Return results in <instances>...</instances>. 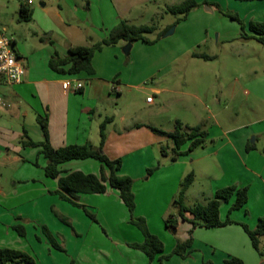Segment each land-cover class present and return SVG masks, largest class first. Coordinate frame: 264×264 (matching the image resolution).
<instances>
[{
	"label": "crops",
	"instance_id": "obj_1",
	"mask_svg": "<svg viewBox=\"0 0 264 264\" xmlns=\"http://www.w3.org/2000/svg\"><path fill=\"white\" fill-rule=\"evenodd\" d=\"M183 1L57 0L56 8L50 6L48 9H40L46 17L45 23L34 22L30 28L17 25L20 29L16 28L12 35L13 49L25 68V74L17 84L0 81V94L10 105L0 109V248L22 250L20 246L14 248L12 245L21 243L12 230L15 226H22L27 235L29 226L36 222L33 213L35 202L41 199L38 193L46 196V189L58 186V180L47 177L44 172L47 160L41 159L40 148L21 144L27 139L35 142L44 140L40 119H47L50 144L54 148H60L86 144L99 146L100 125L106 118H112L106 128L107 138L103 147L104 153L111 160L119 159L125 152L130 155V151L150 149L152 145L162 142H166L169 153L174 148L173 140L151 128L171 133L175 129V123L179 121L185 129L205 127L204 131L207 133L206 143L198 147L204 150L186 154L190 144L187 141L179 150L182 155L178 160L173 162L169 156L164 157L172 163L171 168H175L176 177H179H175L172 188L179 185L189 172L194 173V182L186 193L185 204L192 206L205 203L214 197L217 190L234 185L247 189L248 201L245 207L247 204L257 205V211L251 217H246L247 211L245 215H232L245 207L231 213L223 212L225 206L222 204L228 203L223 202L220 206V219L226 220L229 215L233 223L225 227L195 228L192 231L191 254L187 258L172 255L163 264H224L228 257L239 258L244 264L263 263L258 259L243 226L247 225L250 230H254L259 219L264 217V146H257V137L254 142H250L251 135L261 134L264 137V118L258 120L261 122L252 121L228 127L218 120L215 113L208 110L214 120L210 126L203 124L201 110L183 103L188 96L200 103L202 98L196 91L185 90L187 82L182 81H186V70L176 66L178 52L166 47L155 51L146 49V45H152L142 41L132 44L128 55L123 51L127 44L125 41L96 52L92 58L95 71L92 76L84 73L61 74L49 67V60L54 52L64 58L68 56L70 47L90 46L102 41L121 20L136 26L150 25L165 13L167 7ZM196 2L199 5L189 12L186 19L176 24L181 32L178 41L183 39L184 44L189 45L188 49L206 43L213 30L219 31V36L226 34L224 25L191 19L195 14L197 17L201 13L214 17L225 11L236 15L245 24L264 21V0ZM33 4L32 1L31 5ZM31 5L28 7L33 10V20L34 9ZM41 5L45 7L47 2ZM231 21L241 27L238 21ZM246 32L249 33L247 29ZM163 38L165 36L160 39ZM65 81L81 82L83 89L78 92L65 90L62 86ZM253 88L264 103V87L260 89L256 85ZM132 91L140 95L148 91L157 96V100L153 96V102L147 103L149 115L145 122L140 116H130L126 106L116 108L121 99ZM245 91L250 94V90ZM201 104L205 105L203 102ZM204 107L208 109V106ZM208 141L213 142V145H209ZM250 145L255 148L248 149ZM77 161L85 160H73L61 165L62 176L74 171L87 173L84 166L88 165L75 163ZM122 168L121 166L119 173L128 176ZM179 189L170 190V194L174 193L175 198ZM107 190L106 193H110L116 189L108 187ZM166 210L158 223V232H153L152 228L150 232L163 241L164 254L168 255L173 251L177 240L185 241L189 238L192 226L180 221L178 231L183 229L186 233L181 238L174 239L166 231V227H163V222L170 214ZM1 232L5 235L2 236ZM137 237L136 243H141L143 240L140 235ZM135 264L160 262L158 257L152 261H144L140 257V263Z\"/></svg>",
	"mask_w": 264,
	"mask_h": 264
},
{
	"label": "rangeland",
	"instance_id": "obj_2",
	"mask_svg": "<svg viewBox=\"0 0 264 264\" xmlns=\"http://www.w3.org/2000/svg\"><path fill=\"white\" fill-rule=\"evenodd\" d=\"M32 1L34 17L31 22H25L19 12L20 1L0 0V31L3 34L12 39L14 30L20 29L17 25L30 28L34 22L45 23L46 17L41 10L50 6L56 8L58 5L57 0ZM44 2H47L45 7L41 5ZM218 14L214 17L205 13L198 17L196 14L191 16V19L199 22L224 25L226 34L219 36V31L213 30L206 43L188 49L189 45L184 44L183 39L178 41L181 32L178 25L174 24L176 17L166 12L162 13L157 21L150 24L156 25L157 31L155 34H149L148 38L154 40L156 34L167 26L175 27V31L156 44L145 47L153 51L166 47L178 52L176 66L186 70V81H182L187 82L185 90L196 91L205 105L190 96L185 97L183 103L201 110L203 124L210 126L214 120L208 114V110L215 113L218 120L228 127L261 120L264 118V103L253 91V87L256 85L260 89L264 87V47L255 40L244 39L241 27L232 22L225 11ZM193 54H206L213 59L195 58ZM245 89L250 90V94H247ZM148 96L155 94L146 91L140 95L132 91L121 99L116 108L126 106L130 116H140L145 122L149 115ZM155 98L157 100V96ZM204 106H208V109ZM255 137L257 146H264V137L261 134L251 135L250 142H254ZM207 143L213 145L211 141ZM162 145L167 144L156 143L150 149L130 151V155H126L125 152L119 158L122 170L133 180V193L136 197L133 214L122 202L118 190L105 194L79 195L75 198L74 204L57 193L56 185L53 189H46V196L38 193L41 199L35 202L33 213L36 222L29 226L27 235L21 236L12 230L21 242L15 243L16 245L12 243L14 248L20 246L21 251L29 254L36 264H135L140 263V257H143L144 261H149L143 252L133 247L138 240L137 235L144 240L143 233L133 220L142 218L148 231L150 232L152 228V231L157 233L158 223L165 209L169 210L170 214L176 212L174 193L170 194V190L180 187L179 183L172 188L176 172L175 168H171L172 163L162 155ZM202 150L204 149H195L191 154ZM41 159L45 161L42 155ZM75 163L88 165L84 166L86 174L95 171L96 173L89 174L100 175L102 172V165L95 160ZM41 187L43 188V185ZM233 199L234 197L232 201L222 204L225 206L223 212L230 211ZM246 206L242 211L234 212L232 215L237 213L245 215L247 211L246 217H251L257 211V205ZM163 227L165 228L164 224ZM166 231L174 239L181 238V235L186 233L183 229L177 234L167 229ZM1 235L5 234L1 232ZM260 244L261 254L257 253V257L263 263L257 264H264V238Z\"/></svg>",
	"mask_w": 264,
	"mask_h": 264
},
{
	"label": "trees",
	"instance_id": "obj_3",
	"mask_svg": "<svg viewBox=\"0 0 264 264\" xmlns=\"http://www.w3.org/2000/svg\"><path fill=\"white\" fill-rule=\"evenodd\" d=\"M199 4L196 0H184L182 3L170 6L165 9V12L172 14L176 17L175 25L187 18L189 12L197 7ZM20 16L25 22L32 20L33 10L23 4L19 8ZM228 17L240 23L243 38H251L256 40L264 47V21H250L248 24L243 23L236 15L226 13ZM171 27L164 29L156 34V38L151 40L148 38L149 34H155L157 31L156 25H132L124 20L111 31L110 35L102 41L96 42L90 46H73L69 48L68 56L61 58L57 52H54L50 57L49 67L55 72L61 74L79 75L81 73L92 76L95 74L92 65V58L96 52L101 51L106 46H113L120 41H125L127 44H133L138 41L147 43L148 45L154 44L158 39L163 37ZM246 29L249 33L246 32ZM48 42L51 43L50 40ZM194 57L203 58L205 60H212L213 57L206 54H193ZM66 67H68L66 69ZM43 130L44 140L42 142H35L30 139L22 141L23 146L39 147L41 155L47 160L44 168L46 176L58 180L57 193L67 201L75 204V198L81 194H104L108 191V187L118 190L119 196L125 206L130 209L133 214L136 208L135 195L133 193V180L126 175L119 173L121 168V160H111L104 152L103 147L106 142V128L112 122V118H106L100 125V144L93 147L89 144L86 145H68L60 148H54L49 142V133L47 119L39 120ZM154 132L168 136L173 140L174 148L168 153V147L161 146V153L164 157L170 158L175 162L178 157L182 155L180 148L185 142L189 141L188 150L186 154L193 152L196 148L203 146L207 141V133L201 127H193L185 129L183 124L179 121L175 123V129L171 133H166L158 128H151ZM255 148L254 145L248 146V149ZM184 153V152H183ZM95 160L99 162L102 167L100 175L86 174L82 171H74L62 176L61 165L73 160ZM108 170V171H107ZM194 182V173L189 172L182 182L180 189L174 198L175 213H171L164 221L167 230L177 234L180 221L190 223L191 230L189 231V238L185 241L177 240V244L173 251L165 255L164 243L156 235L151 234L146 227V223L142 218L133 220V223L140 228L143 233L144 240L141 243H135L133 247L143 252L149 261L158 257L160 264L164 260L169 259L172 255L187 258L192 251V231L195 228H217L225 227L233 223L231 218L226 220L220 219V206L223 202H229L233 197L234 200L231 204L230 213L245 207L248 201V194L246 188H238L236 186H228L216 191L212 199L207 200L205 203H196L192 206L185 204V196ZM92 216V215H91ZM93 217V216H92ZM258 226L254 230H250L247 225L243 228L248 234L253 248L257 253L261 254L260 243L264 238V217L258 221ZM15 232L19 235L25 236L24 228L22 226H15ZM0 264H36L34 259L27 253L8 248H0ZM224 264H244V262L236 257H228L225 259Z\"/></svg>",
	"mask_w": 264,
	"mask_h": 264
},
{
	"label": "built area",
	"instance_id": "obj_4",
	"mask_svg": "<svg viewBox=\"0 0 264 264\" xmlns=\"http://www.w3.org/2000/svg\"><path fill=\"white\" fill-rule=\"evenodd\" d=\"M18 1L25 6L32 4V0ZM17 57L13 49V39L0 31V81L3 80L8 84H17L22 81L25 68ZM62 86L65 90H71L73 92H78L83 89V84L76 81H65ZM152 102L153 96H148L147 103ZM9 106V103L0 94V109L8 108Z\"/></svg>",
	"mask_w": 264,
	"mask_h": 264
},
{
	"label": "water",
	"instance_id": "obj_5",
	"mask_svg": "<svg viewBox=\"0 0 264 264\" xmlns=\"http://www.w3.org/2000/svg\"><path fill=\"white\" fill-rule=\"evenodd\" d=\"M174 30H175V27H172L171 29H169L166 32V34L164 36L166 37V36L172 35L174 33ZM131 47H132V44H130V43L126 44V46L123 49L124 53H126L125 55L130 54L129 52H130Z\"/></svg>",
	"mask_w": 264,
	"mask_h": 264
}]
</instances>
